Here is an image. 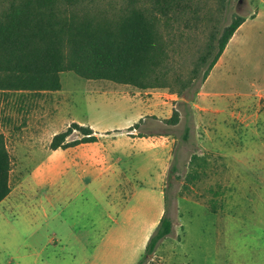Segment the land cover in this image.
Segmentation results:
<instances>
[{
  "label": "rangeland",
  "instance_id": "374dc122",
  "mask_svg": "<svg viewBox=\"0 0 264 264\" xmlns=\"http://www.w3.org/2000/svg\"><path fill=\"white\" fill-rule=\"evenodd\" d=\"M226 16L227 24L234 16L248 21L216 72L229 78L227 83L213 88L198 80L180 98L174 94L179 84L169 79L168 89L140 94L178 97L174 107L161 111V118L144 117L153 131L170 132L175 139L166 195L143 198L138 203L142 213L106 243L95 239L92 246H83V229L95 221L107 198L100 180L86 173L77 181L68 171L46 173L40 181L30 175L52 153L54 136L65 132L72 118L106 113V125L120 120L110 104L97 108V102L88 101L91 88H108L112 94L140 91L64 72L57 91L0 93V133L7 137L13 192L0 206V264H137L148 242L147 228L157 214L163 215L166 197L174 232L153 255V264H264V0H232ZM191 43L182 49L186 57L177 59L173 74H190ZM221 90L235 95L232 102L215 103L198 95L208 92L216 99ZM175 111L180 121L172 126L167 121ZM38 115L45 133L38 132ZM143 124L138 123V136L148 132ZM81 138L74 131L67 141ZM194 155L207 160L205 168H191ZM194 169L202 175L192 181ZM121 185L129 207L131 186L126 181Z\"/></svg>",
  "mask_w": 264,
  "mask_h": 264
},
{
  "label": "trees",
  "instance_id": "16d2710c",
  "mask_svg": "<svg viewBox=\"0 0 264 264\" xmlns=\"http://www.w3.org/2000/svg\"><path fill=\"white\" fill-rule=\"evenodd\" d=\"M231 2L0 0V93L57 91L61 74L72 72L83 79L111 81L140 92L168 89L171 79L179 84L181 89L174 94L181 98L198 80H207L246 21L234 16L227 24ZM191 42L195 45L190 74H173L178 60L186 57L182 49ZM179 121L175 111L167 124L174 126ZM138 128L136 124L130 131ZM74 131L82 138L68 142ZM96 140L91 128L73 123L54 136L50 148L67 149ZM206 164L197 155L190 161L196 169ZM196 169L189 175L192 181L202 175ZM11 172L12 160L0 133V204L12 191ZM173 232L166 197L163 215L137 264H153V255Z\"/></svg>",
  "mask_w": 264,
  "mask_h": 264
},
{
  "label": "crops",
  "instance_id": "0c3cea01",
  "mask_svg": "<svg viewBox=\"0 0 264 264\" xmlns=\"http://www.w3.org/2000/svg\"><path fill=\"white\" fill-rule=\"evenodd\" d=\"M247 23L248 21H245L234 34L226 50L204 82V87L210 84L215 88L219 86V83L228 82L229 78L221 75L217 76L216 72L222 66L229 46L235 40L237 33L243 30ZM22 93L32 92H19L18 94ZM112 93L108 88L96 87L91 88L86 97L89 102L94 100L95 104L98 103L97 108H100V103L110 104L115 108V115L120 120L112 125H106L105 123L108 122L106 113L93 119L89 113L84 118H72L68 126L71 123H77L81 126L87 125L92 129L97 140L67 149L53 150L48 158L38 164L37 168L33 170V174L30 175V177H38L40 181L46 173L68 171L71 172L70 177L72 179L80 181L82 174L89 173L94 179L103 183L107 198L105 205L99 209L95 221L83 229V234L87 237L83 242L85 248L92 246L95 239H99L100 243H106L115 234L120 235L129 226V222L142 213L138 203L143 198L147 197L152 200V197L155 196L157 199L164 197L174 155L175 139L173 134L153 131L150 124L145 123L144 117L161 118V111H168L169 108L174 107L173 104L178 100V97L166 92L153 91L145 92L147 96H150L146 98L140 97V94L144 92H135L134 94L126 91L118 94ZM151 94L153 97H151ZM198 95L202 99L215 103L216 101H231L235 97V95L231 96L228 90L216 92L215 95L218 97L216 99L209 98L211 94L208 92L202 91ZM168 118L166 117V119ZM37 120L38 132L45 133L46 127L43 117L38 115ZM141 120L144 122L141 128H146L148 132L144 131L143 136H138L136 130L130 131V129ZM2 134L5 133L2 132ZM4 136L7 138L6 135ZM107 137H110V139H106ZM122 181H126L131 186L132 195L129 207L126 204L125 197H123L126 190L125 187H121ZM12 193L11 191L0 206L5 205V202L11 198ZM43 200L47 202L49 198L44 197ZM6 206H8L7 203ZM162 212L164 211L162 210ZM161 215L162 213L157 214L152 224L148 226L147 240H149L152 230L158 225L157 221Z\"/></svg>",
  "mask_w": 264,
  "mask_h": 264
}]
</instances>
